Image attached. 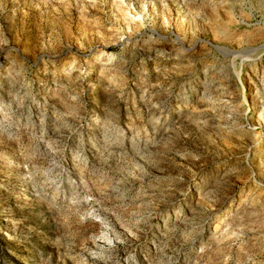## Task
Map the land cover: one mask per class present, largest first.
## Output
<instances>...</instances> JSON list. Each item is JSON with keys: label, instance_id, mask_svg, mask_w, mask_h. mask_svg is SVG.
Returning <instances> with one entry per match:
<instances>
[{"label": "rangeland", "instance_id": "1", "mask_svg": "<svg viewBox=\"0 0 264 264\" xmlns=\"http://www.w3.org/2000/svg\"><path fill=\"white\" fill-rule=\"evenodd\" d=\"M0 264H264V0H0Z\"/></svg>", "mask_w": 264, "mask_h": 264}, {"label": "bare ground", "instance_id": "2", "mask_svg": "<svg viewBox=\"0 0 264 264\" xmlns=\"http://www.w3.org/2000/svg\"><path fill=\"white\" fill-rule=\"evenodd\" d=\"M104 63V62H103ZM254 96V95H253ZM256 97V96H255ZM251 104V103H250ZM254 106V105H253ZM258 119L260 120V121H262L263 120V114H262V112H260L259 114H258Z\"/></svg>", "mask_w": 264, "mask_h": 264}, {"label": "water", "instance_id": "3", "mask_svg": "<svg viewBox=\"0 0 264 264\" xmlns=\"http://www.w3.org/2000/svg\"><path fill=\"white\" fill-rule=\"evenodd\" d=\"M216 48V47H215Z\"/></svg>", "mask_w": 264, "mask_h": 264}]
</instances>
